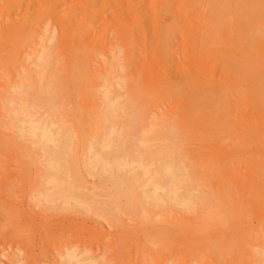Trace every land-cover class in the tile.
<instances>
[{
  "label": "rangeland",
  "instance_id": "obj_1",
  "mask_svg": "<svg viewBox=\"0 0 264 264\" xmlns=\"http://www.w3.org/2000/svg\"><path fill=\"white\" fill-rule=\"evenodd\" d=\"M230 48L264 53V0H0V264H264V145L232 130L258 104ZM195 59L216 94L177 80ZM30 119L77 160L50 169Z\"/></svg>",
  "mask_w": 264,
  "mask_h": 264
},
{
  "label": "bare ground",
  "instance_id": "obj_2",
  "mask_svg": "<svg viewBox=\"0 0 264 264\" xmlns=\"http://www.w3.org/2000/svg\"><path fill=\"white\" fill-rule=\"evenodd\" d=\"M162 7H164V6H162ZM133 9L134 10H132V11H134V13H136V15L138 13L140 14L141 9H140L139 6H134ZM166 10H167V8H166ZM145 19L146 18H143L141 21H139V22H141V26L138 28V32L141 35H144L145 32L147 31L148 27H149L148 26L149 22H147L149 19H146V20ZM150 22H151V20H150ZM230 49H231V56L235 58V61L237 63L236 64L237 67H240L242 69V71L247 72L245 74L247 75V77L249 79H251V82H252L253 86L255 87L254 88L255 92H254V95H253V100L258 104V109H257L258 113H256V114H248L249 116L248 115L245 116L244 117L245 122L244 121H240L239 119L236 118L233 121V125H232L233 129L232 130H233V132L246 133L245 136H244L245 139H250V135L249 134L254 132L255 134H257L258 139L264 145V53L252 52V54L250 55V52L248 51V53H246L245 56H244V55H239V53L237 54L234 51V49H232V48H230ZM225 52H227V51H225ZM43 53H44V51L41 52V55H43ZM42 60H43V58L41 59V61ZM195 60H194L195 63L193 65V67H191L193 69L187 70L185 68L186 66L180 69V74L178 76L179 78L177 80L179 82H181V81L182 82H188V83L192 82V85L194 84L193 86H196V91H198L201 95L205 93L207 95V97H208V94L209 95L210 94H213V95L216 94L219 91L221 84L220 83L217 84L218 82L214 83V82L209 81L208 79H210V78L205 77V75H203L204 76L203 77L202 74L198 72V70L203 73L202 66H204L206 62L204 63L201 60H197V59H195ZM185 61H187V60H185ZM171 62H173V60ZM182 63H181V65H182ZM43 64H45V63H43ZM234 64H235V62H234ZM38 76H39V87H41V91H48V92L53 91L54 86L52 87L51 84H46V82H45V78H46L45 74L44 73H39ZM174 81H176V80H174ZM193 86L191 88L194 89L195 87H193ZM184 87L186 88V86H184ZM24 90H25V88L23 90H20V92H18V93L22 94V93H24ZM41 91L39 90L38 93L41 94L42 93ZM204 96L205 95L202 96L201 101L204 100V102H206V98L207 97L206 96L204 97ZM48 101H50V98L48 99ZM116 105H118V104L116 103ZM116 105L112 104V103L109 104V109L110 110L108 111L109 113L108 112L106 113L107 117L102 112H101V114H98V115L96 114L95 116H92V117L93 118L97 117L98 121L102 122V121H104V119H108V116L110 114L111 109H114L116 107ZM122 111H125V110L123 109ZM24 113H26L27 117H31L32 115H35V113L30 111L28 109V107L24 108ZM255 115H256V117H255ZM89 116L82 117V127H81L82 131L86 130V128L84 127L85 123H87L90 119H92V117H89ZM202 116H203L202 115V111L199 109V111H197V117H202ZM36 122H39V119H37V120L30 119L29 123H28L29 125H28V128H27V131H29L28 132L29 134H35V135H36V133L38 131V133H37L38 139L41 142L40 146L38 145V148L40 150L43 149V150H46V152L48 150V152H49L50 149H53V150H51V154L53 156H55V157H53L51 155L53 157L52 159H54V160L49 163V168L54 163L58 164L57 166H59V168H61L63 166V164H64L63 163L61 165V163L64 160L69 161V162L77 160L78 155L75 156L74 155L75 153H73V155H71V153H70L71 151H69L72 142L67 139V135L65 133H63V132L55 133V131L50 128L51 125H44L45 123L44 124L42 123L43 124V126H42V124L41 125H37ZM117 137L120 138V135H118ZM104 138H103V140L101 142L102 148L108 150L112 146V140L109 139L107 136L104 137ZM50 141L55 143L54 146H53L55 149L51 148V146H49L48 142H50ZM90 146H91V148L93 147L92 146V142H91ZM105 153L106 152L101 153L100 151H95L92 156H88L86 161H88L89 164H92L93 166H98L99 165L101 167H104V169H105V166L108 163H110V165H113L115 167L121 166L120 162L117 160L116 157L113 159V161L111 160V162L105 163L104 162L105 161V157H106ZM57 156H60V157L56 158ZM262 157L264 158V152H262ZM145 160L146 159H144L142 157H137V158L133 159L132 161L138 163V165L140 167H142L145 171H147V167H148L147 165L149 164V162L145 163ZM263 161H264V159H263ZM156 163H157V166H156V169L154 170L155 174L156 175H168L170 177V179L173 181V183H175V181L178 179L177 178L178 177V173H176V171L180 168V166L176 162H174L173 160L168 159V158L158 160V162H156ZM53 167H51V168L54 169L56 166L54 168ZM105 171L107 172L109 170L105 169ZM115 183H116V186L118 187L119 183H118L117 180H116ZM120 183L122 184V181H120ZM56 184H57V182H56ZM61 186H62V188H60ZM63 186L64 185L62 183H58L57 184V187L60 188V191L63 194V196H66L65 193H64V190H67V189H65L66 187L63 188ZM55 187H56V185H55ZM59 188H58V190H59ZM43 195H44V193H43ZM75 257H76L75 255H73V256L71 255V259H73ZM75 263L76 264H95L94 262H87L86 259L76 260Z\"/></svg>",
  "mask_w": 264,
  "mask_h": 264
}]
</instances>
